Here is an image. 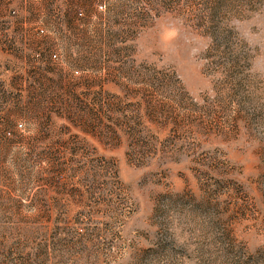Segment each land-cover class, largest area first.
Wrapping results in <instances>:
<instances>
[{"label":"rangeland","instance_id":"374dc122","mask_svg":"<svg viewBox=\"0 0 264 264\" xmlns=\"http://www.w3.org/2000/svg\"><path fill=\"white\" fill-rule=\"evenodd\" d=\"M0 264H264V0H0Z\"/></svg>","mask_w":264,"mask_h":264},{"label":"built area","instance_id":"2783aa9c","mask_svg":"<svg viewBox=\"0 0 264 264\" xmlns=\"http://www.w3.org/2000/svg\"><path fill=\"white\" fill-rule=\"evenodd\" d=\"M21 125V124H20Z\"/></svg>","mask_w":264,"mask_h":264}]
</instances>
